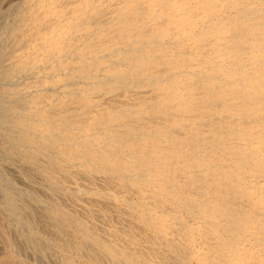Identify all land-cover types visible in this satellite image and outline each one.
<instances>
[{
  "label": "bare ground",
  "instance_id": "bare-ground-1",
  "mask_svg": "<svg viewBox=\"0 0 264 264\" xmlns=\"http://www.w3.org/2000/svg\"><path fill=\"white\" fill-rule=\"evenodd\" d=\"M18 6L0 152L43 176L35 203L64 238L39 244L59 264H264V0ZM9 188L0 214L31 224Z\"/></svg>",
  "mask_w": 264,
  "mask_h": 264
},
{
  "label": "rangeland",
  "instance_id": "rangeland-1",
  "mask_svg": "<svg viewBox=\"0 0 264 264\" xmlns=\"http://www.w3.org/2000/svg\"><path fill=\"white\" fill-rule=\"evenodd\" d=\"M24 1L25 0H22V1L21 0H0V76L2 74L4 67H5V64L10 60L9 51H10L11 42H10L9 34L11 33L12 27L14 26L15 18H16L17 12L19 10L18 5L23 3ZM19 80H20L19 81L20 84L23 82V84H21L20 86H24L26 83L29 82L30 78H28V79L23 78V79H19ZM21 80H22V82H21ZM3 92H4L3 82L0 80V100L2 99L1 97H2ZM25 166L26 165L21 164V162H19L17 160L12 162V164L5 162L3 154H1V152H0V192H1V186L2 187H8V188L10 187L9 189H13V187L14 188L16 187L17 189H20L23 192V197L21 198V201L26 203V204H29V205H31V204L34 205V209H33L34 211L32 210L31 213L28 214L29 216L27 214H25V217L30 221L31 224H29L26 221V219H24L23 216H21L15 210H12V209H10V212L8 213L9 218H6L5 215L3 214V212L0 214V216H1L0 222L3 224V229H4L3 230L4 232L0 231V261H1L0 264H12V261L8 262V260L6 259L8 256L5 255V253H7L8 249H9V245L12 248L16 247L15 249L17 250L19 257H21V258H26V259L30 258L29 259L30 261H38V256H41L42 258H44L45 262H47L48 264H50V263L51 264H59L61 262L60 257H61L62 251H60L57 247H54L52 245H49V246L42 245L41 246L39 244V242H40L42 237H44V238H56V239H59L58 241L61 242V239L64 238V235H62V233H56L57 235H55L53 233V230H58V229L51 225L49 219L47 218V216L44 213V210L43 209L41 210V208H42L41 204L42 203L41 202L35 203L34 199L36 196H39L40 198L45 199V196H43V194H45V193L42 192L41 193L42 196L39 193V192H41V189H42V191H44V188H45V186H44L45 182H44L43 176L41 174L37 173L34 169L29 168L27 166L25 167ZM24 167L27 169H25ZM14 168H15V170H14ZM36 181L38 182L37 184H36ZM5 182L6 183L8 182L9 184L8 183L6 184ZM26 186H28V187H26ZM1 195H2V193H0V203L3 201V198H1L2 197ZM21 201L19 200L18 202L21 203ZM10 222H11V224H10ZM15 222L17 225L19 224L17 227L15 226ZM30 226H32L33 230L31 229ZM10 229H12V230H10ZM17 231L22 232V233L24 232L25 234L33 231V232H35V234L37 236L39 235L38 237H36L37 240L34 239L35 240L34 245L36 246L35 251H34V249H32V247L28 243H26L22 239L18 238ZM58 235H59L58 238L55 237ZM2 236H4V237H2ZM6 236H7V238H6ZM3 238H5V239H3ZM8 239L11 240V244L9 243V245L7 242ZM1 249H3V250H1ZM5 250H7V251H5ZM69 252L72 255V259L78 260V255L74 250L69 249Z\"/></svg>",
  "mask_w": 264,
  "mask_h": 264
}]
</instances>
